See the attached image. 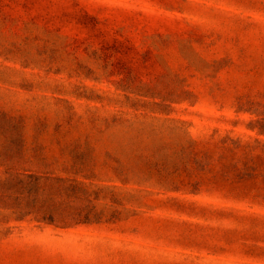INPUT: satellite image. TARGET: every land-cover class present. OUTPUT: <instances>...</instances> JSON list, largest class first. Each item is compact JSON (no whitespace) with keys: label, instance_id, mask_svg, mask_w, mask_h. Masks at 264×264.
I'll list each match as a JSON object with an SVG mask.
<instances>
[{"label":"rangeland","instance_id":"1","mask_svg":"<svg viewBox=\"0 0 264 264\" xmlns=\"http://www.w3.org/2000/svg\"><path fill=\"white\" fill-rule=\"evenodd\" d=\"M0 264H264V0H0Z\"/></svg>","mask_w":264,"mask_h":264}]
</instances>
